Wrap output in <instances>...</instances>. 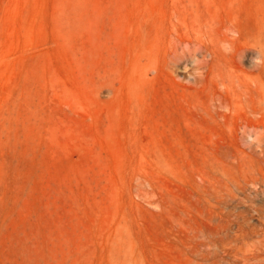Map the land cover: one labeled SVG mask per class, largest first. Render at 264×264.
<instances>
[{
  "label": "rangeland",
  "instance_id": "374dc122",
  "mask_svg": "<svg viewBox=\"0 0 264 264\" xmlns=\"http://www.w3.org/2000/svg\"><path fill=\"white\" fill-rule=\"evenodd\" d=\"M257 51L264 0H0V264H264Z\"/></svg>",
  "mask_w": 264,
  "mask_h": 264
},
{
  "label": "clouds",
  "instance_id": "9594fccd",
  "mask_svg": "<svg viewBox=\"0 0 264 264\" xmlns=\"http://www.w3.org/2000/svg\"><path fill=\"white\" fill-rule=\"evenodd\" d=\"M224 35L228 37V40L222 41L220 43V48L225 53H231L233 51V46L231 41H235L238 38V32L234 27L229 26L224 29ZM258 56L252 61L254 70H260L261 66H264V57L260 55L257 51Z\"/></svg>",
  "mask_w": 264,
  "mask_h": 264
},
{
  "label": "bare ground",
  "instance_id": "6f19581e",
  "mask_svg": "<svg viewBox=\"0 0 264 264\" xmlns=\"http://www.w3.org/2000/svg\"><path fill=\"white\" fill-rule=\"evenodd\" d=\"M219 29V28H218ZM238 52V51H237ZM239 119V118H238Z\"/></svg>",
  "mask_w": 264,
  "mask_h": 264
}]
</instances>
